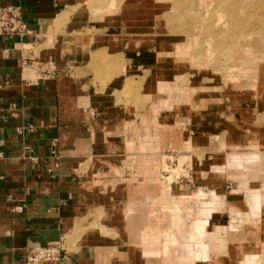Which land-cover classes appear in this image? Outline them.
I'll return each mask as SVG.
<instances>
[{"label": "rangeland", "instance_id": "obj_1", "mask_svg": "<svg viewBox=\"0 0 264 264\" xmlns=\"http://www.w3.org/2000/svg\"><path fill=\"white\" fill-rule=\"evenodd\" d=\"M66 12L83 16L84 22L66 27L55 45L62 68L89 98L110 97L125 111L119 118L110 117L124 160L107 170L109 178L132 183L153 174L159 181L150 184L162 191L189 186L182 199L162 196L140 207L147 213L138 241L154 244L159 251L151 255L159 259L163 250L165 256L178 254V264H264V0H70ZM122 67L125 74L116 76ZM152 88L149 101L138 104ZM94 105L89 101L88 110L93 108L96 118ZM234 139L247 143L241 149L237 143V151L228 153L234 149L226 145ZM86 160L76 170L81 177L91 168ZM209 163L220 167L211 168L204 180L219 186L204 192L198 188L209 185L202 186L196 175ZM103 172L99 168L93 174ZM227 176L232 178L225 180ZM224 185L240 186L237 195H245L249 227L242 228L246 219L241 210L235 224L221 219ZM236 199L231 196L227 203L232 212ZM201 217H209L207 260L187 252L191 242L186 233ZM98 219L101 224L113 220ZM127 219V236L132 238L134 220ZM96 234L101 232L95 228L82 237L95 240ZM68 240L61 244L70 258ZM126 243L133 251L135 242Z\"/></svg>", "mask_w": 264, "mask_h": 264}, {"label": "crops", "instance_id": "obj_2", "mask_svg": "<svg viewBox=\"0 0 264 264\" xmlns=\"http://www.w3.org/2000/svg\"><path fill=\"white\" fill-rule=\"evenodd\" d=\"M8 4H20L30 32L11 39L0 37V264H23L26 247L62 241L65 237L72 239L67 241L72 257L47 264H166L167 261L178 264L181 260L178 254L165 256L166 250H163L159 259L151 255L159 251L153 248L154 244L142 245L138 241L147 213L140 207H146L149 201L156 203L155 199L162 196L185 197L190 192L189 186L181 185L180 189L173 186L162 191L161 187L150 184L159 181L153 174L148 175L146 181L138 178L132 183L118 176L109 178L107 170H114V163L124 160V155L118 151L119 135H114L118 131L116 123L109 124L110 117L119 118L124 108L110 97L89 98L86 92L78 90V82L62 68L55 45L66 27L70 30L78 27L77 23L82 25L83 16H68L70 0H0V5ZM89 66L97 68L96 63ZM58 71L64 72L61 75ZM125 72L122 67L116 76H123ZM148 91L137 99L138 104L146 101L147 94L154 88ZM89 101L95 103L96 118L90 112L93 108L88 110ZM163 132L167 135L165 130ZM237 143L241 149L247 141L229 140L226 147L234 150L228 153L237 151ZM85 159L91 168L81 177L76 170ZM56 161L58 168L54 167ZM215 166L220 167L209 163L208 167L201 168L196 179L201 178L202 186H209L198 189L206 192L219 186L215 180H204ZM99 168L104 172L95 176L93 173ZM166 176L168 174L163 178ZM229 177L232 178L227 176L225 180ZM144 182L146 184L141 186ZM237 182L243 185L241 180ZM235 187L237 189L231 185L227 189L224 185L223 204L218 207L224 214L218 215L223 221L235 224L236 212L241 210L246 219L242 221L245 229L251 220L249 214H244L250 210L244 193L237 195L240 186ZM231 196L237 198L233 212L227 204ZM201 213L208 215L209 211ZM99 216L113 220H104L101 224ZM129 218L134 220L129 228L134 231L132 238L126 232L125 221ZM182 218L189 217L183 215ZM208 223L209 217L193 220L191 230L186 233L191 242L187 244L189 257L195 258L197 254L207 260L205 230ZM261 226L263 236L264 225ZM95 228L101 235L85 241L82 234L89 235ZM245 239L254 242L250 236ZM130 240L135 242L132 254L126 243Z\"/></svg>", "mask_w": 264, "mask_h": 264}, {"label": "built area", "instance_id": "obj_3", "mask_svg": "<svg viewBox=\"0 0 264 264\" xmlns=\"http://www.w3.org/2000/svg\"><path fill=\"white\" fill-rule=\"evenodd\" d=\"M20 4L0 5V37L11 39L29 35ZM59 163L56 161L55 168ZM61 241L49 242L42 246L26 247L23 264H47L65 258Z\"/></svg>", "mask_w": 264, "mask_h": 264}]
</instances>
